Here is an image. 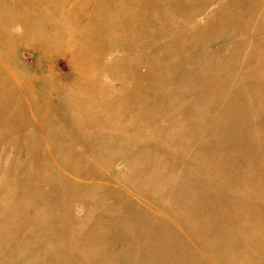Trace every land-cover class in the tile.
Wrapping results in <instances>:
<instances>
[{
    "label": "rangeland",
    "instance_id": "1",
    "mask_svg": "<svg viewBox=\"0 0 264 264\" xmlns=\"http://www.w3.org/2000/svg\"><path fill=\"white\" fill-rule=\"evenodd\" d=\"M0 264H264V0H0Z\"/></svg>",
    "mask_w": 264,
    "mask_h": 264
},
{
    "label": "clouds",
    "instance_id": "2",
    "mask_svg": "<svg viewBox=\"0 0 264 264\" xmlns=\"http://www.w3.org/2000/svg\"><path fill=\"white\" fill-rule=\"evenodd\" d=\"M13 33L16 34V35H21L22 34V30L19 27H17L15 29H13Z\"/></svg>",
    "mask_w": 264,
    "mask_h": 264
}]
</instances>
